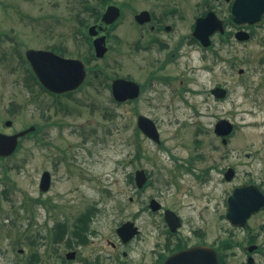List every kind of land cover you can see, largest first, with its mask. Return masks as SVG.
<instances>
[{
  "label": "flooded vegetation",
  "instance_id": "obj_1",
  "mask_svg": "<svg viewBox=\"0 0 264 264\" xmlns=\"http://www.w3.org/2000/svg\"><path fill=\"white\" fill-rule=\"evenodd\" d=\"M247 2L97 0V19H84L83 25L78 21L82 28L73 31L81 36H75L76 42L80 41L76 45L78 52H71L65 45L51 48H59L62 55L57 54L64 58L82 60L86 70V79L80 88L72 92L50 94L55 98L52 101L56 107L54 115L69 116L68 106L61 101L63 98L70 102L76 101L84 110L90 108L91 113L104 108L130 107L133 116L128 122L134 123L135 127L134 147L141 135L155 143L160 150L169 153L173 163H157L153 170L141 168L129 176L134 189L130 202L139 205L128 220L132 224L129 235L118 232L125 221L114 229L105 244H96L94 236L98 233L93 225L98 224V206L91 205L75 217L65 213V221L57 222L47 236L41 237L48 238L47 264H216V259L219 264H264V206L258 208L264 200V166L255 176L250 174L251 171H246V178L240 182H236V179L241 174L234 167L221 169V183L226 186L223 198L219 201L215 188L209 192L213 182L215 184L218 168L216 165L202 167L207 158L201 152L200 142L194 140L198 146H194L192 153L182 161L173 153L175 149L165 147L158 120L145 112L141 113L139 109L146 93H149L148 102L151 105L152 101H157L159 104L156 106H189L191 94L202 90L199 77L215 73L216 61L221 60L223 53L228 51L229 43L235 41L245 44L260 37L264 45V35L260 34L264 30V16L260 23L255 24L235 20L234 9L245 8ZM89 6V3L83 5L86 18L91 15ZM110 7L117 8L119 16L108 23L104 16ZM93 26L95 29L91 35ZM243 38L248 40L243 41ZM81 48L85 49V54H82ZM222 60L226 61V58ZM241 71L239 73L243 74ZM115 81L132 83L130 96L122 95L120 98L119 92L115 95ZM217 87L226 89L218 83L207 89L215 99L214 90ZM80 91H85L82 100L76 96ZM105 91L110 97L107 101L109 105L100 99ZM105 114L110 118L115 117L112 110H106ZM141 118L155 125L158 139L155 140L144 130V127L152 128L151 123L141 127ZM52 123L54 126L61 124L60 121ZM80 125V135H89L82 130L84 124ZM39 133L40 130L37 132L38 139ZM50 144L61 156L56 155L55 165L58 161L67 162L71 165L69 171L72 176L75 175L74 178L81 182L89 181L88 172L83 169L78 158H74L71 148L60 150L56 142ZM141 156L142 149L139 148L131 162L135 163L136 158ZM247 157L251 155L247 154ZM229 169L233 170L228 176ZM139 170L145 171L147 177L141 187L136 178ZM50 176L47 193L54 190L56 183L55 173L50 172ZM158 182L164 186L161 200L152 195L153 187ZM40 183V192L47 194L41 191ZM243 187L246 190L234 202L239 208L230 209V199ZM246 198L247 202L243 200ZM152 200L159 204L153 205ZM52 203L55 205L57 200ZM143 214L147 216L146 223L151 227L147 230L142 226ZM62 245L65 246V252L56 260L57 249ZM90 245L93 248L82 257L80 251ZM80 256L82 259L77 261ZM30 260L45 264L47 259L35 251Z\"/></svg>",
  "mask_w": 264,
  "mask_h": 264
},
{
  "label": "rangeland",
  "instance_id": "obj_2",
  "mask_svg": "<svg viewBox=\"0 0 264 264\" xmlns=\"http://www.w3.org/2000/svg\"><path fill=\"white\" fill-rule=\"evenodd\" d=\"M90 1L96 3V0ZM85 3L86 0H0V131L12 134L38 125L41 127L38 137L43 141L39 143L37 137H26L21 140L16 155L0 161V264H28L35 251L47 259V264L48 238L41 237L47 236L57 222L65 221V213L75 217L91 205L99 208L98 224L93 225L98 233L94 236L95 242L105 244L114 229L128 221L132 212L139 208L138 204L130 202L134 189L129 176L141 168L153 170L157 163H173L169 153L141 135L134 147L135 127L134 123L128 122L133 116L132 108H104L91 113L90 108L84 110L76 101L63 98L61 101L70 113L69 116H57L52 104L55 98L41 92L39 87L28 85L29 66L24 61L26 49L65 45L71 52H78L76 45L80 41L76 42L78 34L73 31L82 25L74 15L76 9L82 8L81 15L86 17ZM260 34L264 35V30ZM55 49L62 55L59 48ZM81 49L85 54V49ZM224 53L222 58L226 61L222 58L216 61L215 73L199 77L202 90L191 94L189 106H156L157 101H152L151 105L149 93H146L140 103L142 107H139L141 113L158 120L165 147L175 149L173 153L182 161L192 153L194 146H198L194 140L200 142L201 152L207 158L202 167L216 165L218 168L215 184L213 182L209 192L215 188L219 201L226 186L221 183V169L234 167L241 174L236 179L240 182L246 178V171L255 176L264 166V45L260 37L245 44L234 41L228 44V51ZM241 69L243 74L239 73ZM214 83L227 89L225 100H217L207 92ZM84 92H78L77 98L84 99ZM167 94L171 95L170 92ZM100 99L109 105L107 91ZM106 110L114 111L115 117L107 116ZM220 119L235 125L227 145L214 134V126ZM7 120L12 121L11 128L5 127ZM51 121L61 124L54 126ZM81 123L84 124L83 132L89 135H80L78 127ZM50 142H56L60 150L71 148L74 158L77 157L88 172L89 181L74 178L67 162L58 161L56 167V155L61 156ZM139 148L143 156L132 163ZM44 171L55 173L54 190L47 194L39 190ZM7 174L10 181L6 179ZM163 187L158 182L153 187V197L161 200ZM56 200L60 207L52 203ZM141 220L145 230L151 228L145 214ZM92 248L87 246L80 255L84 257ZM64 249V245L57 249L56 260L64 254ZM81 256L77 261L82 259Z\"/></svg>",
  "mask_w": 264,
  "mask_h": 264
},
{
  "label": "water",
  "instance_id": "obj_3",
  "mask_svg": "<svg viewBox=\"0 0 264 264\" xmlns=\"http://www.w3.org/2000/svg\"><path fill=\"white\" fill-rule=\"evenodd\" d=\"M116 11V12H115ZM118 9L114 7H110L104 16V20L108 23L113 21L119 16ZM235 20L237 22L243 23H256L262 20L264 15V0H248L245 8H236L234 9ZM112 16L111 18H109ZM95 28L92 27L90 29V33L93 34V30ZM98 52V49H97ZM98 54V53H97ZM26 58L29 61L34 73L39 79L42 86H44L47 90L54 93H63L71 90L77 89L85 80L86 72L84 69V64L80 60L66 59L56 55L51 51L44 50H28L26 53ZM132 83L125 81H115L113 85V91L115 95L120 93V98L122 95L130 94V90L132 87ZM217 96L225 97L226 91L218 88L216 90ZM147 121V122H146ZM151 123L150 120H145L141 118L140 125L143 128L146 124ZM151 127H144V130L148 135L152 136L155 140L158 139V133L156 127L153 123ZM6 126H12V121H7ZM234 127L231 122L228 120L222 119L217 122L215 126V133L224 138V143H226V137L229 136ZM34 127H30L27 130L7 135L0 132V157H8L14 154V152L18 148L19 139L23 137L25 134L34 131ZM232 173V170L228 172V175ZM146 177L144 172H138L137 181L139 186L141 187L145 182ZM50 187V174L45 172L42 176L41 181V190L47 191ZM245 187L236 191L235 195L229 201V208L235 209L239 208L235 205V198L241 197L242 193L245 191ZM247 202L248 198L243 199ZM245 202H243L245 204ZM157 204L153 201V205ZM264 206V200L258 208H262ZM258 210V209H256ZM131 223L124 224L118 232L120 234L129 235L131 230ZM216 264L218 260L216 259Z\"/></svg>",
  "mask_w": 264,
  "mask_h": 264
},
{
  "label": "trees",
  "instance_id": "obj_4",
  "mask_svg": "<svg viewBox=\"0 0 264 264\" xmlns=\"http://www.w3.org/2000/svg\"><path fill=\"white\" fill-rule=\"evenodd\" d=\"M81 3H83V1H81ZM87 3H89V5H90L88 10H89V12H91V16H93V17H94V15L96 16L98 14L96 6L93 5L91 2H88V1H87ZM81 9L82 8L76 9V14L74 15V17L77 21L82 22V25H83L85 18L81 15V12H82ZM80 28L78 27V29H80ZM24 61L26 62V60H24ZM28 77H29V79H27L28 85H34V87H39L41 91H44L43 88L41 87V85L39 84L38 80L36 79L35 75L33 74L32 70L30 69V67L28 68ZM20 148H21V146L19 147V149ZM16 167H19V166H16ZM6 172L8 173V168H6ZM6 179H7V181H10L8 174L6 175Z\"/></svg>",
  "mask_w": 264,
  "mask_h": 264
}]
</instances>
